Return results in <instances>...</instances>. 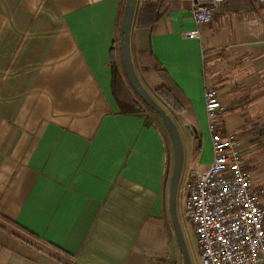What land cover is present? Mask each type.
I'll list each match as a JSON object with an SVG mask.
<instances>
[{
  "label": "crops",
  "instance_id": "0c3cea01",
  "mask_svg": "<svg viewBox=\"0 0 264 264\" xmlns=\"http://www.w3.org/2000/svg\"><path fill=\"white\" fill-rule=\"evenodd\" d=\"M142 3L132 60L155 93L152 62L184 97V112L167 106L194 133L188 146L182 138L185 179L213 161L205 93L215 89L224 128L264 187V0H226L200 28L181 0L138 26ZM124 4L0 0V264H183L169 134L146 113H121L114 96Z\"/></svg>",
  "mask_w": 264,
  "mask_h": 264
},
{
  "label": "built area",
  "instance_id": "2783aa9c",
  "mask_svg": "<svg viewBox=\"0 0 264 264\" xmlns=\"http://www.w3.org/2000/svg\"><path fill=\"white\" fill-rule=\"evenodd\" d=\"M189 3L198 28L209 25L226 0ZM200 37L199 29L187 32ZM213 161L190 168L183 185L184 216L197 239L199 264H264V187L255 183L242 159L239 136L225 130L227 113L218 92L205 93Z\"/></svg>",
  "mask_w": 264,
  "mask_h": 264
},
{
  "label": "water",
  "instance_id": "95a60500",
  "mask_svg": "<svg viewBox=\"0 0 264 264\" xmlns=\"http://www.w3.org/2000/svg\"><path fill=\"white\" fill-rule=\"evenodd\" d=\"M137 4L138 0H125L119 33L122 65L130 86L138 97H140L151 110L159 115L161 122L166 128L171 139L174 151V168L170 182V213L179 249L183 257V264H193L177 209L179 184L184 166V145L181 133L167 110L158 101H156V99L144 87L132 60L130 38L132 26L136 16ZM186 128L190 135L193 136L194 133L190 127Z\"/></svg>",
  "mask_w": 264,
  "mask_h": 264
},
{
  "label": "trees",
  "instance_id": "16d2710c",
  "mask_svg": "<svg viewBox=\"0 0 264 264\" xmlns=\"http://www.w3.org/2000/svg\"><path fill=\"white\" fill-rule=\"evenodd\" d=\"M169 2L170 0H143L137 19L138 26L145 27L155 24L167 11ZM146 62L150 63L148 59ZM150 66L161 81V85L156 91L157 95L172 109L184 112L186 110L184 97L164 68L157 62L150 63ZM111 68L114 96L120 106L121 113L128 115L144 114L145 109L150 108L134 92L128 82L124 68L123 71L120 70L115 56L112 57ZM157 116L159 117V115ZM196 140L199 142V137Z\"/></svg>",
  "mask_w": 264,
  "mask_h": 264
},
{
  "label": "rangeland",
  "instance_id": "374dc122",
  "mask_svg": "<svg viewBox=\"0 0 264 264\" xmlns=\"http://www.w3.org/2000/svg\"><path fill=\"white\" fill-rule=\"evenodd\" d=\"M118 47L120 49V39L118 38ZM119 68L121 71H123V66H122V61L119 60ZM138 74L141 78L142 83L144 84V86L149 90V92L152 94V96L162 105L165 107L166 110H168V112L171 115H174V117L176 116L173 111L167 106V104L158 97V95L155 93V88L158 86L157 81L146 77L142 74V72L140 70H138ZM145 113L148 116L149 119H151L152 121H156L158 122L164 129V125L161 122L160 117L157 116V114L151 110L146 108L145 109ZM176 122L178 124V129L181 133V136L184 140V142L186 143V145L188 146V141H189V131L186 128V123L181 120V118H179V116L175 117ZM176 124V125H177ZM166 130V129H165ZM168 134V133H167ZM169 141H171L170 137L168 136ZM168 141V142H169ZM183 172L181 175V179H180V187H179V192H178V201H177V209H178V214H179V218H180V222H181V226L184 232V236L186 239V243L188 246V250L190 252V256L192 259V263L193 264H199V252H198V246H197V239L195 236V233L193 231V228L191 226V224L186 220L185 216H184V198L182 195V190H183V181L185 180V174H186V170H187V165H184L183 167ZM179 264H182V260L180 261L179 258Z\"/></svg>",
  "mask_w": 264,
  "mask_h": 264
}]
</instances>
